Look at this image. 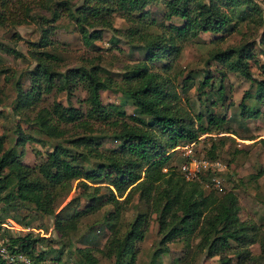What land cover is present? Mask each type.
Segmentation results:
<instances>
[{
	"label": "trees",
	"instance_id": "obj_1",
	"mask_svg": "<svg viewBox=\"0 0 264 264\" xmlns=\"http://www.w3.org/2000/svg\"><path fill=\"white\" fill-rule=\"evenodd\" d=\"M48 15L36 16L39 36L29 45L33 68L27 72L28 87L15 84L16 101L13 109L22 112L36 108L31 119L34 131L56 142L35 166L18 159L24 144L39 142L19 126L14 129L13 145L4 146L0 135V202L12 200L31 205L40 215L50 216L56 200L69 193L75 202L84 197L89 205L74 210L66 218L57 217L53 227L59 237L75 231L84 216L98 206L108 204L102 222L108 235L99 252L112 264H135L137 243L144 239L149 218L154 215L158 240L152 257L168 251L166 244L179 241L184 247L194 246L206 257H217L218 264H264V223L242 221L238 216L236 195L232 190L204 192L197 180H186L180 170L169 164L170 151L181 141H194L212 130L231 133L229 119L209 113L206 125L195 124L201 115L193 114L179 104V96L170 74L173 61L179 56L181 44L203 33L219 34L234 22L233 11L244 8L245 22L260 25L264 21L262 9L252 0H36ZM8 0H0V26L7 17ZM163 7L162 19L150 17L148 5ZM64 16L78 34L82 46L93 47L95 41L109 30L122 36L130 44H141L140 60L122 65L117 78L100 65V54L85 57L72 66L60 65L52 38L55 22ZM117 16L127 23L124 30L113 26ZM177 20L178 22H173ZM167 22V23H165ZM264 39V29L262 31ZM114 44V39L110 41ZM0 50L22 56L15 49L0 44ZM96 50V49H94ZM264 57V46L258 49ZM250 45L243 43L229 47L212 48L207 60L219 65L218 85L203 76L196 86L198 92L205 87L212 94L211 105L223 97L222 81L225 72L240 75L252 84L253 91L242 92L236 105L241 120L256 119L263 112L245 103L252 98L254 104L264 107V77L251 76L248 61L253 59ZM160 63L154 67L155 63ZM258 68L264 71V63ZM81 89L85 97L84 108L73 106L51 107L37 105L44 94L65 92L72 95ZM118 90L130 100L138 115L132 123L124 119L123 112L114 104H102L100 92ZM60 110L57 111L56 107ZM264 118V117H263ZM109 131L119 141L117 148L96 151L92 148V134L96 130ZM66 139V145L62 140ZM254 140L253 137L242 138ZM61 141V142H60ZM264 148V139H261ZM20 151L17 152L16 148ZM215 146L210 145L212 157ZM79 160H93V166H83ZM263 173L258 170L250 178ZM136 199L142 210L126 224L118 225L122 211ZM95 202V203H94ZM6 247L12 254H22L29 264H41L45 251L33 255L37 238L30 232L6 235ZM257 244L258 253L252 254L251 244ZM76 264H97L89 247L74 249ZM0 264H21L0 257Z\"/></svg>",
	"mask_w": 264,
	"mask_h": 264
},
{
	"label": "rangeland",
	"instance_id": "obj_2",
	"mask_svg": "<svg viewBox=\"0 0 264 264\" xmlns=\"http://www.w3.org/2000/svg\"><path fill=\"white\" fill-rule=\"evenodd\" d=\"M252 1L264 13V0ZM146 9L150 17L158 22L163 21L161 5L150 4ZM232 13L234 22L227 25L221 33H203L195 39L182 42L179 56L173 61L170 69V74L175 77L174 84L179 96V104L191 113L201 115L200 121L195 124L206 125V116L214 112L229 119L231 133L212 130L210 134H202L194 141H181L170 151L169 164L180 170L181 166L189 163L191 159L211 162L212 166L202 170L198 175L197 181L204 192L212 187L216 189L214 180L217 179L221 189H216L218 192L232 190L235 193L239 218L242 221L261 224L264 223V148L261 143V139H264V116L241 120L236 107L244 90L253 91L252 84L236 73L225 72L222 81L223 97L215 105L210 103L213 96L207 87L203 92H198L196 89L206 74L211 75L209 79L215 86L218 85L219 65L207 60V51L212 48L223 49L243 43L250 45L254 56V60L248 61L251 76L255 79L264 77V71L258 68L259 63H264V57L258 52V49L264 46V39L261 36L264 21L260 25H248L245 22L243 7L235 9ZM39 15H48V13L39 7L36 0H8L7 12H5L7 21L0 26V44L18 50L22 54L15 57L0 50V135L4 146L10 147L15 138L14 129L19 126L23 133L30 134L40 141V143L26 142L22 154L18 155L20 162L28 166L37 165L46 151L56 142L34 131L31 119L36 108L25 109L22 112L13 109L16 101L15 84L18 83L22 88L28 87L27 72L34 66L30 56L33 47L29 43L36 41L39 36L35 21L36 16ZM55 25L52 38L57 43L55 52L61 58L60 65L72 66L82 62L85 57L100 54L102 56L100 65L107 69L113 78H117L122 65L141 59L142 50L139 48L141 44H130L117 34L112 38L109 30L103 32L102 38L95 41L93 47L86 48L82 46L78 34L66 17L61 16L56 20ZM113 26L122 31L127 23L115 16ZM112 39L114 44L110 42ZM159 65L160 63L156 62L154 67ZM84 97V92L79 88L69 96L65 92L44 94L37 107L49 108L52 104L59 107L70 105L82 110ZM100 100L104 105H116L128 122L132 123L138 117L130 100L118 90L101 91ZM245 103L264 113V107L254 104L252 98L246 99ZM58 106L57 111L60 110ZM92 137V148L96 151L111 150L119 145V141L113 138L109 131L103 132L97 129ZM248 137H253L254 140L242 139ZM66 139L62 140L65 145ZM211 144L215 146L212 157L209 154ZM16 151L19 152L20 148L17 147ZM79 164L93 166L94 163L93 160L89 162L79 160ZM260 169H263L261 175L250 178V175H254ZM75 195L77 191L71 189L69 193L59 197L50 216L40 215L31 205L17 200H12L8 204L0 202V237L6 241V235L20 236L30 232L37 238L33 255L45 251L41 264H76L74 249L78 247L91 248L97 264H112V260L106 259L99 252L108 235L102 220L107 211H111L110 205L98 206L93 213L81 218L77 229L69 232L67 236L59 237L55 232L53 223L57 217L66 218L74 210L90 204L82 196L71 202V198ZM139 210L142 208L134 198L122 211L118 221L119 228L124 230L126 224ZM157 240V224L154 215H151L144 239L137 243L135 264H218L216 256L206 257L202 252H198L194 246L195 242L187 248L179 241L169 242L166 244L168 251L153 258L152 250ZM249 250L252 254H257V244H251Z\"/></svg>",
	"mask_w": 264,
	"mask_h": 264
},
{
	"label": "built area",
	"instance_id": "obj_3",
	"mask_svg": "<svg viewBox=\"0 0 264 264\" xmlns=\"http://www.w3.org/2000/svg\"><path fill=\"white\" fill-rule=\"evenodd\" d=\"M211 166H212V163L207 160L196 161L195 159H191L189 163L185 165L183 164L181 166L180 172L182 173V175L184 176L186 180H198V175L200 174V172ZM214 181L216 182L214 187H216V189L221 190L220 187L218 186L219 182L217 184L218 180L216 179ZM211 189H215V188L212 187ZM0 257L3 259H7V261L9 262L18 261L21 264H29L28 259L22 254L10 253L2 237H0Z\"/></svg>",
	"mask_w": 264,
	"mask_h": 264
}]
</instances>
